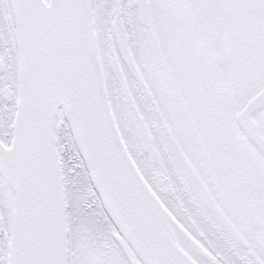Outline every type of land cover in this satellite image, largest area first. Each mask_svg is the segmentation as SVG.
<instances>
[{"label":"snow or ice","instance_id":"6c2138e0","mask_svg":"<svg viewBox=\"0 0 264 264\" xmlns=\"http://www.w3.org/2000/svg\"><path fill=\"white\" fill-rule=\"evenodd\" d=\"M0 264H264V0H0Z\"/></svg>","mask_w":264,"mask_h":264}]
</instances>
